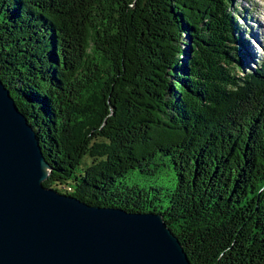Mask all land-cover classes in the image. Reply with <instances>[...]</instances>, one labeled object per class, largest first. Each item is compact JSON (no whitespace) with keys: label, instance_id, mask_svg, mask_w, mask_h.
I'll return each instance as SVG.
<instances>
[{"label":"trees","instance_id":"trees-1","mask_svg":"<svg viewBox=\"0 0 264 264\" xmlns=\"http://www.w3.org/2000/svg\"><path fill=\"white\" fill-rule=\"evenodd\" d=\"M235 3L0 0L44 185L163 214L193 264H264V59L240 63Z\"/></svg>","mask_w":264,"mask_h":264},{"label":"water","instance_id":"water-1","mask_svg":"<svg viewBox=\"0 0 264 264\" xmlns=\"http://www.w3.org/2000/svg\"><path fill=\"white\" fill-rule=\"evenodd\" d=\"M50 171L0 78V264H193L163 214L90 205L46 187Z\"/></svg>","mask_w":264,"mask_h":264},{"label":"rangeland","instance_id":"rangeland-1","mask_svg":"<svg viewBox=\"0 0 264 264\" xmlns=\"http://www.w3.org/2000/svg\"><path fill=\"white\" fill-rule=\"evenodd\" d=\"M240 19L238 27L240 42L238 41L239 59L246 71L255 68L257 61L264 59V0H237ZM249 41L255 51L254 58L246 53L242 40Z\"/></svg>","mask_w":264,"mask_h":264},{"label":"bare ground","instance_id":"bare-ground-1","mask_svg":"<svg viewBox=\"0 0 264 264\" xmlns=\"http://www.w3.org/2000/svg\"><path fill=\"white\" fill-rule=\"evenodd\" d=\"M243 41H245V43L243 44V46L245 47V50H246V53L248 54V55H251L253 58H254V55H255V51L253 50V48H252V46H250V45H247V42H249V41H246V40H244L243 39ZM243 43V42H242ZM11 93V92H10ZM33 127V126H32ZM34 129V128H33ZM34 131H35V129H34ZM35 133H36V131H35ZM37 134V133H36ZM38 137V136H37ZM40 143V142H39ZM41 146V145H40ZM42 148V147H41ZM42 152H43V150H42ZM49 163V162H48ZM51 166V165H50ZM89 204V203H88ZM90 205H92V204H90ZM95 206H99V205H95ZM101 207V206H100ZM105 207H109V206H105ZM129 212H133V211H129Z\"/></svg>","mask_w":264,"mask_h":264}]
</instances>
